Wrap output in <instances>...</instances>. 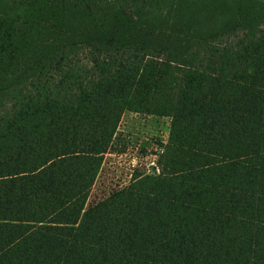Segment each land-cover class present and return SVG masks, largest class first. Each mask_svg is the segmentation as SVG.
Wrapping results in <instances>:
<instances>
[{
  "label": "trees",
  "instance_id": "trees-1",
  "mask_svg": "<svg viewBox=\"0 0 264 264\" xmlns=\"http://www.w3.org/2000/svg\"><path fill=\"white\" fill-rule=\"evenodd\" d=\"M126 112L158 173L87 207ZM0 264H264V0H0Z\"/></svg>",
  "mask_w": 264,
  "mask_h": 264
},
{
  "label": "rangeland",
  "instance_id": "rangeland-1",
  "mask_svg": "<svg viewBox=\"0 0 264 264\" xmlns=\"http://www.w3.org/2000/svg\"><path fill=\"white\" fill-rule=\"evenodd\" d=\"M170 119L126 112L110 152L88 199L87 207L107 198L112 191L127 187L133 175H149L158 167V151L168 141Z\"/></svg>",
  "mask_w": 264,
  "mask_h": 264
},
{
  "label": "water",
  "instance_id": "water-1",
  "mask_svg": "<svg viewBox=\"0 0 264 264\" xmlns=\"http://www.w3.org/2000/svg\"><path fill=\"white\" fill-rule=\"evenodd\" d=\"M155 171H156L155 168H152V173H155Z\"/></svg>",
  "mask_w": 264,
  "mask_h": 264
}]
</instances>
